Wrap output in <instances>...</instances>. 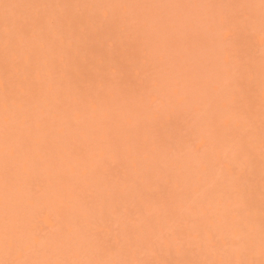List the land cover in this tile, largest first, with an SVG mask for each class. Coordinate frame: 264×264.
<instances>
[{
  "label": "rangeland",
  "instance_id": "1",
  "mask_svg": "<svg viewBox=\"0 0 264 264\" xmlns=\"http://www.w3.org/2000/svg\"><path fill=\"white\" fill-rule=\"evenodd\" d=\"M0 264H264V0H0Z\"/></svg>",
  "mask_w": 264,
  "mask_h": 264
}]
</instances>
